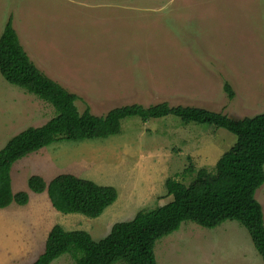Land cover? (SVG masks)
Returning a JSON list of instances; mask_svg holds the SVG:
<instances>
[{"label":"rangeland","instance_id":"374dc122","mask_svg":"<svg viewBox=\"0 0 264 264\" xmlns=\"http://www.w3.org/2000/svg\"><path fill=\"white\" fill-rule=\"evenodd\" d=\"M12 16L37 67L78 95L83 112L104 115L126 104L167 101L222 112L234 119L264 112V0H0V35ZM229 82L234 97L224 90ZM56 115L51 103L10 84L0 73V149L27 127ZM122 133L58 141L12 166L14 193L25 205L0 208V264H31L55 224L86 230L94 240L116 222L172 200L168 177L190 183L216 162L236 135L167 116L122 121ZM193 164L194 170L187 169ZM62 173L113 185L117 200L96 218L56 210L47 191L29 189L32 175ZM255 197L264 213V183ZM157 264H264L247 229L227 220L215 228L184 221L158 239ZM51 264H75L63 254ZM115 264H127L118 261Z\"/></svg>","mask_w":264,"mask_h":264},{"label":"trees","instance_id":"16d2710c","mask_svg":"<svg viewBox=\"0 0 264 264\" xmlns=\"http://www.w3.org/2000/svg\"><path fill=\"white\" fill-rule=\"evenodd\" d=\"M0 73L10 84L19 86L49 102L56 115L41 126H30L12 136L0 149V208L29 201L27 191L13 192L11 169L27 154L58 141H84L122 133V121L137 116L143 121L175 116L184 123L209 124L236 135L235 143L216 162L215 172L196 170L185 184L175 177L165 180L172 200L152 209L140 210L133 219L116 222L110 232L94 240L86 230H67L55 224L48 233L45 249L31 264H51L69 253L75 264H157L154 247L158 239L173 233L184 221L215 228L227 220L238 221L250 234L264 261V213L255 197L264 183V112L234 119L229 115L191 105H171L167 101L144 105L126 104L96 115L87 106L80 112L78 95L43 73L24 49L12 16L0 35ZM232 99L234 91L224 81ZM194 170L191 163L189 168ZM31 191H47L52 206L62 213L99 217L118 198L113 185L62 173L49 182L40 176L28 179Z\"/></svg>","mask_w":264,"mask_h":264},{"label":"crops","instance_id":"0c3cea01","mask_svg":"<svg viewBox=\"0 0 264 264\" xmlns=\"http://www.w3.org/2000/svg\"><path fill=\"white\" fill-rule=\"evenodd\" d=\"M38 258V257H37Z\"/></svg>","mask_w":264,"mask_h":264}]
</instances>
